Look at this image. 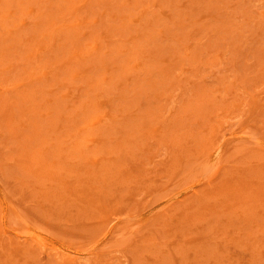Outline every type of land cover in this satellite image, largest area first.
Instances as JSON below:
<instances>
[{"label":"rangeland","instance_id":"obj_1","mask_svg":"<svg viewBox=\"0 0 264 264\" xmlns=\"http://www.w3.org/2000/svg\"><path fill=\"white\" fill-rule=\"evenodd\" d=\"M0 264H264V0H0Z\"/></svg>","mask_w":264,"mask_h":264}]
</instances>
